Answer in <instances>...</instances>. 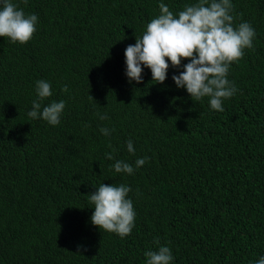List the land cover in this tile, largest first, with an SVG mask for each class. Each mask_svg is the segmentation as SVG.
Returning <instances> with one entry per match:
<instances>
[{
  "label": "trees",
  "instance_id": "1",
  "mask_svg": "<svg viewBox=\"0 0 264 264\" xmlns=\"http://www.w3.org/2000/svg\"><path fill=\"white\" fill-rule=\"evenodd\" d=\"M11 2L38 22L26 44L0 37V264H147L145 253L160 246L170 248L172 264H257L264 257V0H230L234 29L247 22L255 37L229 66L236 92L222 112L175 84L188 60L180 68L169 61L163 84L147 67L142 83L126 76L125 50L161 14L159 5L178 18L200 0ZM39 80L53 93L41 110L65 102L59 125L28 116ZM120 160L134 172L117 173ZM103 183L131 189L136 218L125 238L91 222L89 194Z\"/></svg>",
  "mask_w": 264,
  "mask_h": 264
},
{
  "label": "clouds",
  "instance_id": "2",
  "mask_svg": "<svg viewBox=\"0 0 264 264\" xmlns=\"http://www.w3.org/2000/svg\"><path fill=\"white\" fill-rule=\"evenodd\" d=\"M208 4L209 0H200L197 4L186 5L177 18L168 6L161 3V14L147 24L142 37H136L135 45H129L125 50L129 82L142 83V72L147 67L151 70L153 81L163 84L167 79L169 61L172 67L180 68L182 60H188L190 62L183 65L184 70L172 77L177 87L186 88L195 102L210 98L211 109L224 111L223 100L231 98L236 92L227 79L229 66L243 58L245 49L253 48L255 30L247 22L234 29L230 0H211L206 6ZM0 6V37L10 38L13 43L29 42L36 32L38 17L35 14L26 15L11 0H0ZM63 91H68L67 86ZM36 93L38 99L33 101L29 118H42L50 125H59L65 102L53 101L41 110L42 101L53 95L51 84L44 80L36 82ZM100 119L107 117L101 116ZM101 131L105 136L110 135L107 128ZM127 149L134 154L131 140ZM107 158L113 159L111 153L107 154ZM147 159H137L136 168L142 167ZM113 167L117 173L134 172L133 166L122 160L116 161ZM130 191V187L125 185L103 183L97 191L89 194L95 209L92 224L121 238L130 235L136 218L133 202L127 198ZM145 256L147 264H172L173 261L167 246H160L158 251H148ZM257 264H264V257Z\"/></svg>",
  "mask_w": 264,
  "mask_h": 264
}]
</instances>
